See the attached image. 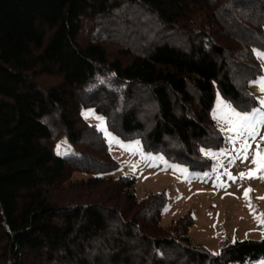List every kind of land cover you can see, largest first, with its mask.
Returning <instances> with one entry per match:
<instances>
[{
  "label": "trees",
  "instance_id": "trees-1",
  "mask_svg": "<svg viewBox=\"0 0 264 264\" xmlns=\"http://www.w3.org/2000/svg\"><path fill=\"white\" fill-rule=\"evenodd\" d=\"M91 19L143 36L110 31L125 48L113 57L82 38ZM258 50L264 0H0V264L263 259L264 238L212 252L190 235L192 212L164 227L167 192L139 199L135 179L113 176L121 164L82 114L94 107L146 152L206 172L213 161L203 150L225 144L212 115L217 92L240 113L260 105ZM61 141L70 153H57ZM74 171L91 176L70 181Z\"/></svg>",
  "mask_w": 264,
  "mask_h": 264
},
{
  "label": "rangeland",
  "instance_id": "rangeland-1",
  "mask_svg": "<svg viewBox=\"0 0 264 264\" xmlns=\"http://www.w3.org/2000/svg\"><path fill=\"white\" fill-rule=\"evenodd\" d=\"M97 22L95 19L86 22L82 38L84 40H89L92 36L97 38L98 41L105 44L109 54L113 57H117L120 51L125 48L110 31L122 34L124 38L133 36L138 39L143 36L140 33L141 28L136 29L130 24L127 25L126 22L108 21L110 24L107 26L101 24L99 26ZM258 52L264 53L262 50H258ZM260 60L264 67V59ZM262 78H264V74L258 77L252 85V91L259 101L264 99V92L260 90L258 84ZM43 80L44 83L51 84L56 82L57 78L44 76ZM222 102L225 105H230L218 91L212 115L223 133L225 144L220 149L203 150L204 154L213 161L212 169L206 172L192 171L171 161L163 153L146 152L139 139H125L113 132L108 127L106 117L94 107L82 110L85 119L103 132L112 155L121 164L120 169L111 174L115 177L126 175L135 179L133 191L139 199L150 193L166 191L168 203L163 210L162 225L168 227L188 212H192L194 222L189 230L190 235L214 253H219L224 246L232 244L236 240L264 238V224L259 223L255 218L264 213V199H258L264 197V180L240 178L241 173L253 171L259 174L261 171L257 164L252 163V159L256 155L257 146L264 149V140L261 139V134H264V124L257 127L255 137H248L246 134L241 137L239 133L231 131V125L226 123L227 110L221 108ZM230 106L233 108L232 105ZM260 107L261 104L249 112L241 114L251 115L254 109ZM235 111L237 110L235 109ZM97 118H102V120ZM256 118L254 116L253 120ZM112 138H115L119 143L113 142ZM242 140L249 145L246 160L240 158V150L243 147ZM71 150V145L65 141L59 142L56 146V151L59 154H68ZM180 169L187 171L182 173ZM71 173L68 176L70 181L86 180L91 176L81 171ZM246 189L252 190L249 193L252 210L248 206V201L244 199L243 194ZM253 264H264V258Z\"/></svg>",
  "mask_w": 264,
  "mask_h": 264
},
{
  "label": "snow or ice",
  "instance_id": "snow-or-ice-1",
  "mask_svg": "<svg viewBox=\"0 0 264 264\" xmlns=\"http://www.w3.org/2000/svg\"><path fill=\"white\" fill-rule=\"evenodd\" d=\"M257 57L259 59H264V53H256ZM259 87L262 92H264V78H262L259 82ZM261 107L256 108L253 110V113L251 115L249 114H241L235 109L231 108L230 105H225L223 102L221 103V108L226 109V123H229L231 125V131L239 133L241 137H243L245 134L248 137H255L257 135V127L259 125L264 124V99L260 101ZM87 115V114H86ZM257 117L255 120H253V117ZM101 119L102 118H97ZM102 130L103 125H101ZM261 139L264 140V134H261ZM113 142L119 143V141H116L115 138H112ZM243 147L241 148V159L246 160L248 158V148L249 145L246 141L242 140ZM138 144V142H137ZM208 155H211V153H208ZM253 164H257L259 168H261V171L259 174L249 171L248 173H241L240 178L243 179L245 177L247 178H259L264 180V149L259 148L257 146L256 149V155L252 159ZM182 173H185L187 170L186 169H180ZM234 179V178H233ZM251 189H246L244 191V199L248 201V206L250 210H252L253 206L251 204V199L249 196V193L251 192ZM258 199H264V197H259ZM255 215V213H254ZM259 223L264 224V213H261L260 215L255 217Z\"/></svg>",
  "mask_w": 264,
  "mask_h": 264
}]
</instances>
